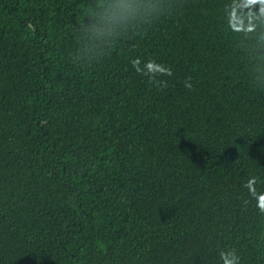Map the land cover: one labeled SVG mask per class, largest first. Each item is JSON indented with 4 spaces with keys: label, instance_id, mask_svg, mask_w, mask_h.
<instances>
[{
    "label": "trees",
    "instance_id": "obj_1",
    "mask_svg": "<svg viewBox=\"0 0 264 264\" xmlns=\"http://www.w3.org/2000/svg\"><path fill=\"white\" fill-rule=\"evenodd\" d=\"M252 177L264 0H0V264H264Z\"/></svg>",
    "mask_w": 264,
    "mask_h": 264
},
{
    "label": "clouds",
    "instance_id": "obj_2",
    "mask_svg": "<svg viewBox=\"0 0 264 264\" xmlns=\"http://www.w3.org/2000/svg\"><path fill=\"white\" fill-rule=\"evenodd\" d=\"M252 2H256V0H252ZM133 67L137 72H140L141 74H144L139 67L140 65V60L136 59L132 61ZM148 73L152 74V77L159 73L161 75H167L171 76L172 71L170 68H165L162 65H158L155 61H148L147 64L145 65ZM163 84L164 82H159ZM166 86V85H165ZM185 87L191 88V84L186 82ZM257 183V178L252 177L248 180L247 184L244 185L246 188H248L249 193L253 196L254 199L257 201V207L261 212H264V193H257L255 189V185ZM220 258L223 260L224 264H238V257L235 255L233 251L229 252H221L220 253Z\"/></svg>",
    "mask_w": 264,
    "mask_h": 264
}]
</instances>
